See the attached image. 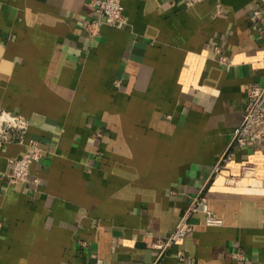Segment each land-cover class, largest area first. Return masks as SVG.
<instances>
[{
	"label": "crops",
	"instance_id": "crops-1",
	"mask_svg": "<svg viewBox=\"0 0 264 264\" xmlns=\"http://www.w3.org/2000/svg\"><path fill=\"white\" fill-rule=\"evenodd\" d=\"M90 1L0 0V109L44 150L8 184L25 145L0 148V264H151L197 194L223 224L195 213L165 263L264 264V144L210 180L264 84V0H121L95 37Z\"/></svg>",
	"mask_w": 264,
	"mask_h": 264
},
{
	"label": "built area",
	"instance_id": "built-area-1",
	"mask_svg": "<svg viewBox=\"0 0 264 264\" xmlns=\"http://www.w3.org/2000/svg\"><path fill=\"white\" fill-rule=\"evenodd\" d=\"M197 0H187L186 5L190 6ZM90 4L96 11L97 16L86 22V32L90 37H95L100 33L103 24H110L117 28H122L128 24V15L121 0H91ZM256 22L253 27H257V22L264 20V11L257 7L253 11ZM216 51H222L217 46ZM220 60L230 64L232 60L221 54ZM261 64L264 67V55L261 57ZM247 109L241 123L232 136L226 153L216 163L210 180L214 181L216 176L228 167L235 152L244 148H254L256 150L264 144V84H251L246 88ZM30 127L28 117L19 112L0 109V148L12 143L25 145L24 152L16 158H10V168L4 173L8 184L32 181L39 183V178L31 179L30 171L35 162L42 159L44 150L40 142L33 137H27ZM256 171V165L244 162L240 166V173L248 175ZM229 180V179H228ZM197 212L205 214L207 225H222L223 220L211 208L206 196L197 194L190 202L184 214L180 217L171 233L162 241L156 242L160 249L158 257L151 264H166L164 258L173 246H180L185 239L193 232L194 223L192 216ZM0 226L2 221L0 220ZM176 256L181 264H189L188 257L180 248Z\"/></svg>",
	"mask_w": 264,
	"mask_h": 264
}]
</instances>
